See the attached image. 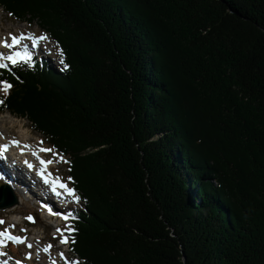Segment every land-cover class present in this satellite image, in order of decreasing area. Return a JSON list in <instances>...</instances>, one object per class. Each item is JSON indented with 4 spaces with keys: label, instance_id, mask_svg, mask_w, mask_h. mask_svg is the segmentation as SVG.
Instances as JSON below:
<instances>
[{
    "label": "trees",
    "instance_id": "trees-1",
    "mask_svg": "<svg viewBox=\"0 0 264 264\" xmlns=\"http://www.w3.org/2000/svg\"><path fill=\"white\" fill-rule=\"evenodd\" d=\"M18 2L0 5L17 20L46 12L37 25L63 64L1 69L0 110L66 159L84 206L70 252L264 264V0Z\"/></svg>",
    "mask_w": 264,
    "mask_h": 264
},
{
    "label": "rangeland",
    "instance_id": "rangeland-1",
    "mask_svg": "<svg viewBox=\"0 0 264 264\" xmlns=\"http://www.w3.org/2000/svg\"><path fill=\"white\" fill-rule=\"evenodd\" d=\"M18 1L23 2V0H18ZM18 3L16 4V7L19 10H21L20 5ZM21 4H22L21 6H25V5L27 6V4H23V3ZM21 12L23 13V11ZM141 12H145V10H141ZM25 15L32 18L33 21L28 20V17L27 19H19V20L13 19L10 13L6 11L4 8H2V6L0 5V39L6 38V42L8 43L10 39L9 34L16 35L18 37H23L20 42L23 46V45L32 44L33 40L37 39L34 38V36H37L38 39L40 36H44V34L40 31L37 22H39L40 17L47 18L46 12L41 13L39 19L38 17L29 13H26ZM0 47L2 48V54H3V49H5L6 47H4L2 44H0ZM22 50L23 48L18 49V52L21 53ZM37 50H39L37 53L38 55L39 54L46 55V52H50L52 53V56L55 58V55H53V52H55L54 42L50 41L47 37L46 39L43 40L39 39V45ZM0 63H4V61L2 60L0 61ZM53 63L55 64V62ZM49 66L50 64H48V67ZM217 98L220 99L219 96ZM233 120L236 121L235 119ZM0 123H1L0 126H2L3 128L9 131L11 130L12 133L20 137L23 138L35 137V140H37L38 138L40 142L34 141L35 143H37V145L39 144L37 146V150H36L37 152L38 151L41 152L40 151L41 148H48V146L39 137L40 135L37 133L39 131L34 129V127L32 128L26 118L17 116V114L13 113L11 110L6 108L0 112ZM230 123H231V118L230 120L227 121V123L226 122L220 123V130L228 133H230V131H234L233 125L227 126ZM223 124L225 125L223 126ZM228 127H230V129ZM217 128H219V124ZM252 129L253 128H250V130ZM43 153L48 160L53 161L51 164H48L50 166V172L53 175H57V176L60 175L61 179H63L67 183L69 181L67 179V174H66L67 163L64 160H62V158L53 151L43 152ZM83 153L84 152H81V154ZM84 155H86V153H84ZM5 161L8 163L7 160ZM14 170L17 171L16 169ZM28 188L30 187L28 186ZM6 192L7 191L5 192L2 191V193H6ZM15 194L17 195V198H19V200L21 199L22 204H16L8 208L10 211L6 209L0 210V221H3V223L0 224V229L3 230L7 229V233H12V234L17 233V236L22 238L23 242L18 244L16 241L8 240L7 243L3 245L4 246L3 248L6 249L5 256H2V259L4 258L3 259L4 263L16 264V261H22L24 264H55V263L74 264V262H77L70 252L69 242L61 243L62 238H67L68 240L66 233L64 232V230L61 229V228H67L68 230L67 226L70 225L68 219L64 220L60 218H55V219L49 218L48 215L49 213L47 211L44 212L38 211L37 208L34 207L33 201H27V202L23 201L24 199L22 197V194L18 193V191H15ZM64 203H67V207H65ZM77 207H78L77 201L75 199L70 200L69 197L68 201L64 199V201L58 203V208L57 207L56 208L57 210L58 209L60 210V211L58 210L59 213L64 214L65 213L64 210H66V215H69L71 209ZM28 216H31L32 220L26 219V217ZM14 219L17 222V225L13 226V224L15 223ZM59 223L61 224L60 230H62V233L66 235V237L63 236L60 239H58L57 236L54 235L55 226L58 225ZM21 229H24V231H21ZM29 245L31 247H29ZM48 245H51V247L48 248L47 251H45L44 249ZM61 253H63V258L60 255Z\"/></svg>",
    "mask_w": 264,
    "mask_h": 264
},
{
    "label": "bare ground",
    "instance_id": "bare-ground-1",
    "mask_svg": "<svg viewBox=\"0 0 264 264\" xmlns=\"http://www.w3.org/2000/svg\"><path fill=\"white\" fill-rule=\"evenodd\" d=\"M10 40H11V38H10ZM10 42V41H9ZM8 42V43H9ZM20 46H22V45H20ZM18 45H16L15 46V48L13 49L14 50V52H18ZM4 50V49H3ZM0 52L2 53V48L0 47ZM3 61H6V60H3ZM217 85H219V84H217ZM11 121V120H10ZM19 121V120H18ZM7 122H9V121H7ZM0 125H1V123H0ZM15 125V124H14ZM13 125V126H14ZM10 126V125H9ZM19 126V125H18ZM20 127V126H19ZM14 128V127H13ZM25 132V131H24ZM38 134H41L40 133V131L39 132H37ZM28 135V134H27ZM31 135V134H30ZM29 135V136H30ZM34 141H36V142H40V140L37 138V140H35V137H33V138H23V137H20V136H18V135H16V134H14V133H12L11 132V130L9 131V130H7V129H5V128H3L2 126H0V147H5V146H9V147H11L10 149L13 151V152H16V151H18L19 153H21L22 155H24L25 156V158H26V161H27V163H25V165L27 166V169H26V171H28L34 178H35V180L33 179V182L38 186V184H40L39 182H41L42 180L41 179H39L37 176H36V172H34V168H35V166H36V164L40 161V159H43V160H48L47 158H46V156L44 155V153L43 152H37L36 150H37V146L39 145H37V143H35ZM36 153V155H33V153ZM3 153V152H2ZM0 155L2 156V158H4L1 162V167H0V171L1 170H3V169H8V170H10L11 172L9 173V175H14L18 180H20V181H22V178H21V175H20V173L18 172V171H15L14 169H13V165L17 162L16 160H14V159H12V157H10V155H8V154H1L0 153ZM38 157H39V159H38ZM5 160H7L8 161V163L5 161ZM12 163V164H11ZM28 164H32L33 165V167L30 169L29 167H28ZM54 166V165H53ZM44 171H46V172H48V174L50 173V166L49 165H47V167H46V169L44 170ZM52 175V174H51ZM0 177H1V174H0ZM50 177H52V176H50ZM49 177V178H50ZM57 177H59V182H62L63 183V180H61V176L60 175H58ZM26 182L27 183H24L25 184V186L27 185V186H29L30 187V189L31 190H33V193H34V189H36L37 191H38V189L35 187V186H33V185H31L27 180H26ZM34 188V189H33ZM19 190H21V189H19ZM14 191V190H13ZM15 192V191H14ZM20 192V191H19ZM30 193V195H32V198L34 199V201H36V202H38V203H44L43 204V206H46L47 208H51V210L53 211V210H55V212H57V213H59V211L57 210V208H55V207H49V203L46 201V200H44V199H42V197H40L41 199H39L38 197H36V193ZM5 195L7 194V192L6 193H4ZM17 194V193H16ZM56 200V199H55ZM59 203H61V201H59ZM17 204H22L21 203V199L19 200V198H18V203ZM16 207V206H15ZM6 210H9V209H6ZM5 210V211H6ZM10 211V210H9ZM65 211V213H66V210H64ZM16 219V218H15ZM15 219H14V222H15ZM13 222V223H14ZM9 235V234H8ZM18 237V236H17ZM8 240V238H7V235L6 236H3V239L2 240H0V246H2V245H4L5 243H6V241ZM18 244L19 243H22L23 241H22V239L19 237V241H16ZM4 247V246H3ZM0 253H3L4 254V252H3V250H1L0 251ZM5 255V254H4ZM4 259V258H3ZM3 259H2V255H0V263L1 264H3L4 262H3Z\"/></svg>",
    "mask_w": 264,
    "mask_h": 264
},
{
    "label": "snow or ice",
    "instance_id": "snow-or-ice-1",
    "mask_svg": "<svg viewBox=\"0 0 264 264\" xmlns=\"http://www.w3.org/2000/svg\"><path fill=\"white\" fill-rule=\"evenodd\" d=\"M9 36L11 37V43H7L6 42V38L5 39H0V44H2L4 47L9 48V49H11L13 46L17 45L20 42V39L23 38V37L17 38L16 36H14L12 34H9ZM39 39L43 40V39H46V37L45 36H40ZM61 56H63L62 52H61ZM2 60H7V61L11 62V64L13 66L17 65V61L18 60L22 61L23 63H27V64H29V66H31L32 58H31V55L28 54V53H24L22 55L19 52H14V53H12L10 55H7V56H4L2 53H0V61H2ZM60 62L63 64V59H61ZM5 67H7L6 64L0 63V68H5ZM65 67H66V65H65ZM0 85H2V90L5 93H7V90L12 87V85L10 83L5 82V81H0ZM3 103H4V101L0 100V104H3ZM40 151L41 152H52V149H50V148H41ZM33 155H36V153L34 152ZM38 159H39V157H38ZM52 162L53 161H51V160L40 159V164L43 167H42L41 171H39L37 174L40 175L44 179V182L46 184H49V183L51 184L52 191L55 192L57 195L60 194L57 191V188H61L68 195L74 196V190H72L71 188H68L66 184L60 183L59 182V177H56L55 179H51L50 180L49 177L51 176V173H49L47 177L44 176V170L46 169L47 165L51 164ZM25 163H27V161H25ZM28 167L31 169L33 167V165L32 164H28ZM63 218L67 219L68 217L64 216ZM26 219L32 220V217L28 216V217H26ZM2 223H3V221H0V224H2ZM21 231H24V229H21ZM57 231L59 232L60 229H57ZM68 231H69V234H71V232L74 231V230L73 229H69ZM6 235H7V238L9 240L19 241V237L8 235L7 234V229H5L4 231H0V237L6 236ZM66 242H67V238H62L61 239V243H66ZM29 247H31V246L29 245ZM50 247H51V245H48L44 250L47 251L48 248H50ZM0 255H4V254L0 253ZM60 255L63 258V253H61ZM17 264H20V261H17ZM74 264H78V262H74Z\"/></svg>",
    "mask_w": 264,
    "mask_h": 264
},
{
    "label": "water",
    "instance_id": "water-1",
    "mask_svg": "<svg viewBox=\"0 0 264 264\" xmlns=\"http://www.w3.org/2000/svg\"><path fill=\"white\" fill-rule=\"evenodd\" d=\"M0 191V209H5L17 203L16 196L13 195V193L3 182L0 184ZM2 191H7V194L5 195L2 193Z\"/></svg>",
    "mask_w": 264,
    "mask_h": 264
}]
</instances>
